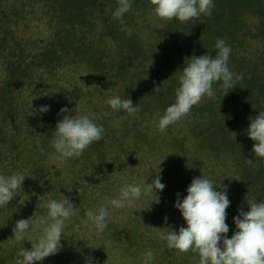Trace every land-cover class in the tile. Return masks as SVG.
<instances>
[{
  "label": "rangeland",
  "instance_id": "1",
  "mask_svg": "<svg viewBox=\"0 0 264 264\" xmlns=\"http://www.w3.org/2000/svg\"><path fill=\"white\" fill-rule=\"evenodd\" d=\"M250 3L242 10V28L233 41L235 55H230L228 61L231 71L243 74V79L232 88V104L228 105L231 114L247 109L243 104L252 100L253 91L260 97L257 89L247 87V78L254 75L256 82L264 80V0ZM95 5L86 8V20L82 21L68 18L63 12L59 14L53 0H0V37L3 38L5 29L13 34L7 40L13 53L7 49V42L5 48L0 40V173L18 172L26 176L17 196L0 208V264H15L21 248L31 250L45 227L40 225L23 242L15 243L11 238L16 221L45 218L47 201L59 199L61 194L77 207V215L66 222L69 236L62 237L58 253L37 264H84L88 256L97 264H142L147 250L153 251L154 264H198L196 252L169 249L158 234L185 226L173 204L177 194L183 198L191 180L201 175L217 185H228L229 237L236 230L232 218L240 210H248L247 202L264 201V178L261 174L253 178L255 171L261 167L263 171L264 162L251 150L254 142L244 130L249 124L239 117L227 125L223 133L227 132L228 140H222L226 135L214 120L226 95L217 83L213 85L214 98H204L194 106H204L197 115L190 112L165 131H159L158 119L167 101L160 105L149 94L148 86H166L162 78L156 82L158 77L151 74L156 67L152 53L164 49L166 44L174 47L177 38H190L191 30L203 17L189 24L176 20V29L168 34L172 21L157 18L151 0H134L133 11L124 18L132 29L128 35L112 17L117 0H98ZM99 5L105 10L99 11ZM218 30L219 25L211 23L210 28L202 30L208 45L195 52L188 50L189 53L182 47L175 54L171 59L174 66L169 64L165 68L166 84L174 75L178 76L191 56L215 54V44H209V40L221 39L214 35ZM62 37L70 38V44L76 46H66L67 52H63ZM83 42L92 52L90 59L78 52L79 47L84 48ZM54 45L58 59L48 61L40 53ZM9 61L21 66L32 63L28 71L17 75L11 87H6L9 76L5 64ZM235 66L240 67L238 72L233 70ZM134 75L142 78L129 99L134 105L138 103L139 113L130 116L123 110H112L106 101L117 95L127 99L126 86ZM234 103L237 109L233 108ZM31 104L32 109L49 105L50 110L42 117L30 115ZM253 106L250 104L247 111ZM62 107L69 109L68 115H95L104 128L102 139L91 144L79 158L61 160L51 147L55 125L65 115L59 113ZM158 167L162 169L163 191H157V195L148 192L128 208L108 205L107 228L96 232L86 211L107 205L124 184L143 187L145 180L151 184Z\"/></svg>",
  "mask_w": 264,
  "mask_h": 264
},
{
  "label": "clouds",
  "instance_id": "2",
  "mask_svg": "<svg viewBox=\"0 0 264 264\" xmlns=\"http://www.w3.org/2000/svg\"><path fill=\"white\" fill-rule=\"evenodd\" d=\"M133 2L134 0H117V7L112 12L113 19L128 35H131L132 29L126 25L124 16L133 11ZM151 4L160 20L176 19L182 23L210 16L214 8V0H151ZM214 47L215 56L206 52L198 57L193 55L184 63L180 71L179 86L175 89V100L158 119L159 131H165L173 123L188 116L191 109L198 106L204 98H214V84L219 83L225 96L229 89L243 79L242 73H234L228 66L231 47L226 41L217 39ZM155 91H161V88L157 87ZM106 103L112 110H123L130 116H135L140 111L138 103L134 105L131 99H121L118 95L109 98ZM49 110V105L32 109L31 104L30 115L40 114L42 117ZM68 112L67 107L59 110V113L65 115L56 123L50 141L51 147L61 160L81 157L91 144L102 139L104 133V128L97 122L98 117L95 115L77 116L68 115ZM247 136L254 142L251 150L255 157L264 162V111L258 112L250 120ZM37 144L39 146V141ZM40 151L43 152L44 149L41 148ZM161 172L160 168L156 171L151 184L146 183V180L142 182L143 187L136 183L124 184L119 188L117 196L108 199L107 205L88 209L85 215L95 231L102 233L107 228L108 205L115 209L128 208L148 192L156 194L157 191H163L165 185L161 182ZM25 177L18 172L10 175L0 173V208L6 207L17 196ZM227 189L228 185L221 182L217 185L202 175L193 178L186 188V195L181 198L177 194L173 204L180 212L185 226L177 231L160 232L159 238L166 242L169 249L196 252L199 256L198 264H264V201L247 202L248 210H240L232 218L236 230L229 237L226 210L231 201ZM46 208L47 216L39 221H33L32 217L16 221L11 238L15 243L23 242L26 235L40 225L45 227L38 241L32 244L31 250L21 248L15 264L42 262L46 257L57 254L62 248V237L66 239L69 236L66 222L78 212L70 198L61 194L59 199H49ZM154 262L155 255L152 250L143 253L142 264ZM84 264L97 262L88 256Z\"/></svg>",
  "mask_w": 264,
  "mask_h": 264
},
{
  "label": "trees",
  "instance_id": "3",
  "mask_svg": "<svg viewBox=\"0 0 264 264\" xmlns=\"http://www.w3.org/2000/svg\"><path fill=\"white\" fill-rule=\"evenodd\" d=\"M97 1L98 0H53V5L60 10L59 14L62 15L61 12H63L64 14H66L68 18H77L82 21H85L86 20L85 15L87 13L86 8H93L94 6H96L95 3ZM139 1L144 3V0H139ZM251 1L258 2L259 0H214V8L212 10V14L210 16H202L203 17L202 22L198 26L194 27V29L191 30L192 33L190 35V38L188 37H185V39H183V37L182 39L177 38L178 41L176 42L174 47H171L169 44L168 45L166 44V45H163L164 49L157 50V52L153 51L152 57L155 58L156 67L155 66L153 67L154 71L151 72V74L152 76L155 75L156 77H158L156 78L157 80L154 78L156 82H158V80L162 78L164 87L165 86L166 87L161 89V91H155L157 87L156 88L154 87L156 85L151 84L150 86H148L149 87L148 91L151 97L156 99L157 102H160V105L163 102L167 101L163 105V107H167L174 102L175 89L179 86V76L181 73H178V76L174 75L173 80L169 82L168 84H166V79H164V77H166L165 75L166 65L171 64V66H174L173 63L175 62L174 60H171V59L175 58V54L177 52L178 53L181 52L182 47H185L187 53H189L190 51L188 50L193 49L195 52V50L197 49L200 50V48H204L206 45H208L206 44L207 41L203 38L202 30L205 27L210 28L211 23L216 22L219 25V30L214 35L216 36L219 35L221 39H223L222 36H226L224 40L231 47L230 55L234 56L235 50L233 46V41H236L238 39L239 32L242 28V26L240 25L241 13H242V10L246 6L251 5L250 3ZM98 10L102 11V10H105V8L103 5H99ZM114 10L115 9H112L111 11L113 12ZM129 13H126L124 18L127 17ZM171 21L172 23L168 24V30L166 29L168 34H172V31L176 29L175 27L176 24L173 23L176 21V19H172ZM184 24H187V22H184ZM262 25H263V29L261 27V31L262 30L264 31V22L262 23ZM258 29H260V26ZM221 31H224V32H221ZM3 35H4L3 38L0 37V40L3 42V45L5 46L7 40L12 39L13 34H12V31L5 29L3 31ZM74 37L75 36L73 35V38ZM131 37H133V35ZM60 41H61L60 43L63 44V48L65 49L63 50V52H67L66 46L70 47L71 45L70 38L68 39L67 37L65 38L62 37ZM215 43H216V40L211 37V39L209 40V44L213 45ZM7 44H8L6 45L7 49L11 50L12 52V47H9L8 42ZM15 45H17V43H15ZM81 45L84 46V48L79 47L78 52L81 53L82 55H85L88 59L92 58V52L88 48H86L85 42H83ZM71 46L75 47L76 45H71ZM131 46L134 48H137L135 43H132ZM51 48L52 49H48L40 53L42 56L46 57L48 61H54L55 59H58L55 45L54 47L52 46ZM137 50H139V48ZM211 56H215V54H212ZM31 63H26L21 66V64L16 63V62H11V61L7 62V64H5L6 65L5 68H7L9 79L6 84V87H11L13 85L12 82L16 79L19 73H24L28 71L30 69ZM120 68L122 69L124 68V66H120ZM239 68L240 67L235 66L233 70H237L238 72ZM253 76L254 75H251L250 78H247V80L245 79L247 83L249 84V86L247 87H249L250 89L252 88L257 89V91L260 94V97L256 92L254 91L252 92V100H249L247 104H243V106L247 109L250 104H253L254 106L250 110L248 111L247 109L240 110L241 112L239 114L238 113L231 114V112L228 111V107H230L228 105L232 104L230 97L233 96V92L235 91L234 89H229L228 90L229 92L227 93L226 98L222 99V102H221L222 104H219V110H220L219 116L216 119L214 118L215 119L214 122L217 124V126H219V129L223 135L227 134V132L226 134L223 133L225 131V128L227 130V127H228L227 125H232V123H235L239 119V117L241 118L243 117L247 122L246 124H249L250 120L254 118L258 114V112L264 111V80L260 82H256L255 81L256 79ZM140 78L142 77L141 76L136 77L135 75L134 77L129 78L130 80H128V85L126 86V92L124 94L126 98H130V94L133 93L135 87L137 86L136 82ZM157 84H158V87L161 86L159 83ZM260 98L263 99V104ZM234 105L235 107L233 108L237 109L235 103ZM203 108L204 106H201L198 108L193 107L190 112L193 115H197L198 112L202 110ZM247 128L248 126L244 128L246 134H247ZM222 140H225V141L228 140L227 135L223 136ZM261 165L264 166V163L263 164L261 163ZM261 169L262 167L258 169L257 171H255L253 178L257 177L258 174H261V177L264 178V169L263 171H261Z\"/></svg>",
  "mask_w": 264,
  "mask_h": 264
}]
</instances>
